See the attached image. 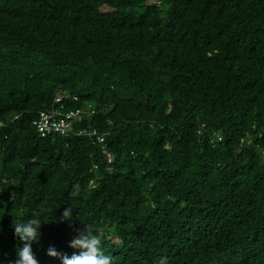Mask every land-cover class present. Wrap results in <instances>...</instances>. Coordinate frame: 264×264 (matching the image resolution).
<instances>
[{
	"label": "trees",
	"instance_id": "16d2710c",
	"mask_svg": "<svg viewBox=\"0 0 264 264\" xmlns=\"http://www.w3.org/2000/svg\"><path fill=\"white\" fill-rule=\"evenodd\" d=\"M61 92L95 134L38 135ZM33 213L62 255L264 264V0H0L2 264Z\"/></svg>",
	"mask_w": 264,
	"mask_h": 264
},
{
	"label": "clouds",
	"instance_id": "9594fccd",
	"mask_svg": "<svg viewBox=\"0 0 264 264\" xmlns=\"http://www.w3.org/2000/svg\"><path fill=\"white\" fill-rule=\"evenodd\" d=\"M75 195V193H73ZM60 221H67L72 226V207H66L59 217ZM44 222L40 215L33 213L18 223H13L14 237L19 241L16 248L15 264H112L111 257L105 254L101 244L99 231L93 232L87 227L77 229L76 235L70 240L69 247L78 249L71 256L62 255L55 248L40 250L33 247L40 237L39 228ZM51 257L57 258L54 260ZM2 264V262H0Z\"/></svg>",
	"mask_w": 264,
	"mask_h": 264
},
{
	"label": "built area",
	"instance_id": "2783aa9c",
	"mask_svg": "<svg viewBox=\"0 0 264 264\" xmlns=\"http://www.w3.org/2000/svg\"><path fill=\"white\" fill-rule=\"evenodd\" d=\"M74 101L78 100L77 95H69L67 92L58 93L54 99V104L49 109L40 110L32 119L31 124L36 132L41 137L54 135H67L74 133L75 135H91L95 134V129L79 127V121L84 117V112H93L92 103L85 102L83 107L75 109L65 108V98H70ZM220 139V136H218ZM97 140L102 142L104 137L97 136Z\"/></svg>",
	"mask_w": 264,
	"mask_h": 264
},
{
	"label": "rangeland",
	"instance_id": "374dc122",
	"mask_svg": "<svg viewBox=\"0 0 264 264\" xmlns=\"http://www.w3.org/2000/svg\"><path fill=\"white\" fill-rule=\"evenodd\" d=\"M140 8V10L142 9V7H139ZM104 9H108L107 7L106 8H104Z\"/></svg>",
	"mask_w": 264,
	"mask_h": 264
}]
</instances>
